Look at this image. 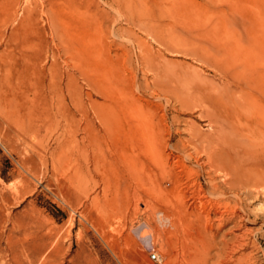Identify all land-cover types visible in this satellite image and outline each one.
Instances as JSON below:
<instances>
[{
    "label": "rangeland",
    "instance_id": "obj_1",
    "mask_svg": "<svg viewBox=\"0 0 264 264\" xmlns=\"http://www.w3.org/2000/svg\"><path fill=\"white\" fill-rule=\"evenodd\" d=\"M106 101L158 130L157 153L130 170L88 166L83 132L60 134L64 120L84 127L73 104ZM230 112L251 150L242 168L261 172L253 193L223 172L213 191L198 161ZM260 122L264 0H0V264H180L191 251L158 220L177 200L208 215L209 264H264Z\"/></svg>",
    "mask_w": 264,
    "mask_h": 264
},
{
    "label": "bare ground",
    "instance_id": "obj_2",
    "mask_svg": "<svg viewBox=\"0 0 264 264\" xmlns=\"http://www.w3.org/2000/svg\"><path fill=\"white\" fill-rule=\"evenodd\" d=\"M250 84L251 83H247L246 86ZM244 85L242 84L238 85L239 89H244L246 87ZM228 97L222 96V100L227 102L230 99V97L229 99ZM111 103H107V101L102 104L92 103L86 109L83 108L84 106L82 107L80 105L73 104L74 108L77 111L82 112V117H83L82 119L84 120V127L83 126L81 127L79 123H78L79 124L78 126L75 120L73 121L64 120L65 122L61 125V128H60V134L69 138L78 131L83 132V137L81 141L82 143L80 142L82 145L80 146V143H77V145H75L74 148L76 151H79V152L82 151V154L79 158H81V160L84 159V161L87 163L88 166L92 164L93 167L96 169L102 163L103 166L109 165V167L111 166V168L113 169L116 164H119L124 170H130V167L133 166L134 164V158L137 157L139 154L145 155V153L146 154L148 153V155H150L151 154V153L149 154L150 150H151L150 152H152L153 150V153H157L156 151H154V149H157L158 143L160 142V140H158L159 142H157V137H158L157 131L158 130L156 131V127L153 124L154 122L152 123V121H150L147 118H143V117L137 118L134 116L135 113H133L132 111L131 112L133 113L134 120L128 119V116L126 118V116H124L122 111H119V108L121 106L118 107V105L111 104ZM128 111H130V109ZM145 114L147 113L145 112ZM215 114L217 115L216 112ZM228 116L230 117V120L220 122L219 125L217 124L218 129L216 128V131L217 130L218 131L217 133L215 132L216 135L213 138L209 136L212 139L210 138L211 139L210 140L208 138L209 139L208 143L206 142L207 144L205 143L201 146V148H199L200 151H202V153L206 156V159L203 161V158L202 159L199 158L198 161L200 162V165L203 169L204 168L205 170L206 168L210 169V172L206 174L208 175L207 176L208 179H210V181L213 182L212 184L214 188L213 191L215 190V192L216 191L221 192L220 186L222 184L220 183L221 184L220 185L216 181L217 179L216 177L220 172H223V175L221 174L223 177V180H218V181H222V182H225L227 185L228 184L230 185V184H235V181H239L240 179H243L245 189H248L249 191H252L253 193V191L255 190H252V189L257 188V184L259 182L258 180H260L261 178L260 176L261 172L255 171L249 167L245 169L242 168L243 166L252 165L251 164L252 161L250 157L248 158V155H250L248 154V152L251 150L249 149V146L246 143L240 142L239 139H237L236 132H238L239 129L237 128L236 123L233 124L231 120L232 121L236 120L235 122H237L238 118L237 117L235 118L231 112ZM218 117H217V120H218ZM260 124H262V126L264 127V122H260ZM208 135L206 136L208 137ZM190 145H192V143ZM194 147L196 149L194 150L197 151L198 148L196 144L194 145ZM126 149L128 150V152ZM138 157H140V155ZM142 157L144 158V156ZM252 159L253 161H255L254 158ZM148 161H152V160H148ZM256 165L257 164H255V166ZM88 166L87 168H89ZM147 169L149 170V168ZM134 177L136 176L133 175V179H135ZM125 183L127 184V181ZM212 185L210 184V186ZM215 192H212V193L215 194ZM193 198H194V201L199 204L198 206H200V209L202 210L203 206L206 205L205 202L203 201L204 195L202 193H197L196 195L195 194L193 195ZM218 204L217 203L211 204L209 214L214 211V214L217 215L216 220L220 221L222 220V217L218 210ZM149 206H150V209L152 208V211L154 212V214L158 213L157 208L154 205L149 204ZM187 208L188 207H186V204L181 200H177L175 202H169V201L163 202L162 208H161V215H160V218H158V220L160 224H163L164 222L169 223L170 227L168 231L171 233V236L174 237V240H176L175 244H180L181 245L180 247H183L184 250L187 249L191 251V253L189 254L186 253L187 255H184L185 252H183L182 258L180 260V264H209L208 262L210 261V259L208 261V257L206 256V254H204V250L207 249L206 241L207 240L211 241L212 239H214V236L213 234H210V232L208 231V226H207V223L209 224L208 215L205 216L206 217L205 218V217H202L201 211L190 213ZM204 219H207V220L204 221ZM220 225L221 224H218V226ZM238 225L240 226V224ZM244 235L245 234L243 233L242 235H240V237H243ZM234 240H237V239L234 238ZM216 246L218 245L216 244ZM208 252L210 253V251ZM217 256L219 257V254ZM209 257H212V256L210 255ZM218 257L216 258L218 259ZM220 258L221 259L223 258L222 255L219 257V259Z\"/></svg>",
    "mask_w": 264,
    "mask_h": 264
},
{
    "label": "built area",
    "instance_id": "obj_3",
    "mask_svg": "<svg viewBox=\"0 0 264 264\" xmlns=\"http://www.w3.org/2000/svg\"><path fill=\"white\" fill-rule=\"evenodd\" d=\"M151 258H152V259H157V254H156L155 252H152V253H151Z\"/></svg>",
    "mask_w": 264,
    "mask_h": 264
}]
</instances>
